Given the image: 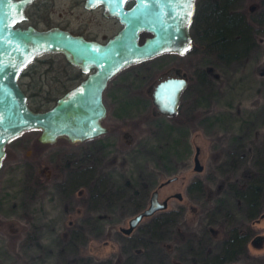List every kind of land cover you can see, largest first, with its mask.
<instances>
[{"label":"rangeland","instance_id":"1","mask_svg":"<svg viewBox=\"0 0 264 264\" xmlns=\"http://www.w3.org/2000/svg\"><path fill=\"white\" fill-rule=\"evenodd\" d=\"M242 3L264 10V0L262 5L258 0ZM256 41L247 60L218 64L207 84L197 78L199 68L204 69L203 52L191 48L172 58V52H166L145 60L147 66L123 68L111 85H117L116 101L131 94L127 100L133 104L118 113L110 101L103 119L110 130L96 137L42 143L37 141L39 129L31 128L11 138L0 166V264H204L206 252L209 257L220 249L222 230L247 224L252 230L248 255L223 264H264V211L248 218L245 203L220 205L218 199L225 197L230 183L240 181L245 168L255 170L263 157L264 32ZM167 59L189 76L172 116L157 112L148 94L162 73L159 64ZM132 70L143 78H126ZM25 79L21 85L26 87ZM29 96L32 106L45 100ZM179 129L187 135V147L172 138L171 131ZM196 147L201 170L194 168ZM32 162L51 169L54 177L35 194ZM173 175L177 178L158 186ZM197 179L205 190L189 192L188 185ZM61 180L69 189H60ZM102 181L104 193H94ZM142 182L148 186L143 197L132 196L131 186L140 190ZM154 188L160 199L168 196L165 210L177 211L175 223L151 232V215L129 233L122 232L129 218L148 204ZM177 228L189 236L178 240Z\"/></svg>","mask_w":264,"mask_h":264},{"label":"water","instance_id":"2","mask_svg":"<svg viewBox=\"0 0 264 264\" xmlns=\"http://www.w3.org/2000/svg\"><path fill=\"white\" fill-rule=\"evenodd\" d=\"M102 1L109 4L123 23L106 43L88 40L58 26L39 29L31 24L15 25L26 18L24 9L30 2L0 0V165L7 142L27 129L38 128V140L44 143L54 142L60 136L81 141L104 133L106 127L101 120L106 106L102 90L110 77L131 63L166 51L184 53L192 47L190 24L196 0H135L130 8L123 6L124 0ZM141 30L151 35L140 42ZM51 51L62 52L84 71L90 67L95 71L58 96L52 106L34 110L18 76L31 60ZM186 83V78L179 76L159 80L151 98L156 110L175 115ZM198 152L196 147L194 168L201 170ZM176 178L170 176L158 186ZM175 196L181 197L180 192ZM167 200L168 196L160 199L158 189L154 188L148 204L130 217L121 231L129 233L142 218L166 209Z\"/></svg>","mask_w":264,"mask_h":264},{"label":"trees","instance_id":"3","mask_svg":"<svg viewBox=\"0 0 264 264\" xmlns=\"http://www.w3.org/2000/svg\"><path fill=\"white\" fill-rule=\"evenodd\" d=\"M244 0H196V8L190 24V31L193 37L191 50H201L204 55V69L198 71L197 78L204 84L210 81L211 75L215 73L214 68L218 64H231L233 62H241L247 60L252 50L257 46V35L264 32V10L258 7H243ZM242 3V4H241ZM258 3H263V0H258ZM136 77H141L140 72L135 74ZM124 98L118 101V108L121 111H128L132 101ZM51 98H45L44 102L38 103L36 108H44L42 106ZM168 129H172L168 126ZM175 130V129H174ZM172 130L173 140L182 142L183 148L186 146L187 135L179 129ZM182 140V141H180ZM232 156L233 167L237 166V162ZM253 167V166H252ZM95 172L92 170L90 174L93 180ZM89 178V177H88ZM102 179V178H101ZM89 191H92L94 186ZM105 184V183H104ZM100 188L95 189L94 193H104L105 186L103 181ZM132 196L141 194L147 190V183L140 185V190L133 186ZM205 185L200 179L191 182L188 185L189 192L201 193L205 190ZM90 193V192H89ZM223 198L219 199V204H225L226 201L232 203L234 201L245 203V212L248 218H253L264 211V149L262 160L256 164V168H245L242 171L241 179L238 182L230 183V187ZM135 197V196H134ZM97 199V196H95ZM225 209V207H223ZM178 217L176 210H161L151 216L150 231L167 229L168 226L175 223ZM219 228H223L221 224ZM217 228L216 232H220ZM175 237L179 240L186 238L190 233L180 232L179 228L175 230ZM184 233V234H183ZM217 234V233H216ZM252 234L250 226L247 224L243 227H231L227 231L222 230L220 238V249L208 257L203 258L204 264H223L235 260L239 256L248 255L247 240ZM215 236V233H214ZM208 260V261H207Z\"/></svg>","mask_w":264,"mask_h":264},{"label":"flooded vegetation","instance_id":"4","mask_svg":"<svg viewBox=\"0 0 264 264\" xmlns=\"http://www.w3.org/2000/svg\"><path fill=\"white\" fill-rule=\"evenodd\" d=\"M134 3L135 0H124L123 6L125 8H130ZM24 10H25L26 18L18 21L15 25L25 27L31 24L39 29H45L51 26H58L62 29L68 30L72 34L81 35L88 40H95L101 43H106L110 38H112L116 33H118L123 26V23L120 21L117 13L110 8L109 4L105 3L102 0H98V2L97 0H32L28 5H26ZM150 35L151 33L149 31L141 30L139 32V41L140 42L143 41L145 37ZM166 52H172V56L169 58H172L176 53L179 54V52L177 51H166ZM166 52L156 54L150 58H155L156 56L161 57ZM150 58L135 63L140 66L143 65L147 66L145 65L144 61ZM135 63H131L127 66H130ZM159 65L160 67H158L157 69L161 68L162 73L159 74L157 76V80L151 84L150 88L152 90L159 80L167 77H174V76L184 77L186 78V82L188 83L189 76L187 72L182 70V68L179 67L177 63L175 62L169 63L168 60L166 64H164V61H162ZM127 66H125L124 68H126ZM164 67H166L165 70ZM177 68L179 69L178 70L179 74H177L176 71ZM94 71H95L94 67H90L88 70L84 71L80 66L70 62L62 52L51 51V52L42 53L37 57H35L33 60H31L20 72L18 76V81L21 85L22 84L21 78L26 77L25 79L26 87L22 85L21 87L24 89L25 93L27 94V101L30 98L29 95H31L32 97H39L41 99H45V98L52 99L51 104L44 108H36L35 106L30 105L28 101V104L34 110H44L52 106L58 96L63 94L65 91H67L74 85L81 82L90 73ZM118 73L114 74L112 77H110L107 80V83L104 89L102 90V99L106 106V114L104 115L101 121L102 124L106 127L105 132L110 130V124H107V122L103 121V119L107 117L110 111L109 102L112 101L114 105L117 104L116 106L117 110L115 109L114 112L121 111V108H118V101H116L117 93H118L117 85L116 84L114 86L111 85L113 83L112 79ZM135 73L136 72H133L132 70L131 73L126 75V78L134 75ZM149 80H150V74L146 73L145 81H149ZM39 82L41 83L43 82L42 85L38 84ZM44 82L47 84H45ZM123 86L127 87V85L125 84ZM152 90L151 92L149 90L148 93L150 98H152ZM129 97H132L131 94L130 96H126V95L122 96V99ZM180 98H181V94H180ZM59 138H64V140H66L69 143L80 142V141H71L65 136H60L55 141H57ZM37 141H39L38 136H37ZM5 150H6V145H5ZM32 165H33L32 166L33 171L31 172V183H32L31 186L33 188V194H35L37 191L46 188L47 183L50 180H54V177H52L51 169H48L46 166H43L41 163L32 162ZM65 184L66 183L63 180L60 181L61 190L65 191V188L69 189V187H66ZM0 196H1V191H0ZM0 201H1L0 204H3L2 198H0ZM12 205L16 206L17 204L12 203Z\"/></svg>","mask_w":264,"mask_h":264},{"label":"snow or ice","instance_id":"5","mask_svg":"<svg viewBox=\"0 0 264 264\" xmlns=\"http://www.w3.org/2000/svg\"><path fill=\"white\" fill-rule=\"evenodd\" d=\"M24 2L27 3V2H30V0H24ZM97 2H98V0H97ZM189 15H190V13H189Z\"/></svg>","mask_w":264,"mask_h":264}]
</instances>
